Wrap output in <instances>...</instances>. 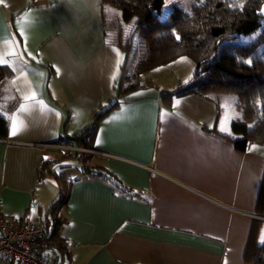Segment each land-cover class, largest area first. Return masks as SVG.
I'll return each instance as SVG.
<instances>
[{
  "label": "crops",
  "instance_id": "1",
  "mask_svg": "<svg viewBox=\"0 0 264 264\" xmlns=\"http://www.w3.org/2000/svg\"><path fill=\"white\" fill-rule=\"evenodd\" d=\"M107 9L102 0L0 3V49L18 40L27 60L26 81L13 85L16 64L3 67L0 81L8 122L0 137V214L12 224H55L64 249L40 248L51 264H245L264 148L235 144L242 135L231 124L241 111L232 94L191 93L165 103L163 94L193 76L162 84L156 66L138 75L148 77L142 86L121 90L142 54L128 63L130 47ZM185 63L191 72L193 62ZM25 82L46 107H33L12 135L17 87ZM43 167L49 173L40 177ZM63 193L66 203L52 213ZM262 235L264 225L257 242Z\"/></svg>",
  "mask_w": 264,
  "mask_h": 264
},
{
  "label": "trees",
  "instance_id": "2",
  "mask_svg": "<svg viewBox=\"0 0 264 264\" xmlns=\"http://www.w3.org/2000/svg\"><path fill=\"white\" fill-rule=\"evenodd\" d=\"M102 2L116 8L121 20L135 19L133 28L142 34L143 55L135 66L133 77L179 57H188L194 64L192 76H204L199 81L190 82L182 88L180 84L175 90L163 94L165 103H169L172 96L191 93L202 96L210 92L234 93L238 98L241 117L232 122L231 129L242 135V138L235 140V144L239 148H244V144L247 147L250 143L264 145V67L260 74L255 64L245 62L247 57H253L252 52L256 47L264 45V25L261 26L264 0H235V3L233 0H202L189 5L187 14H184L182 7L173 6L165 16H161L164 0ZM177 35L180 36L179 40L176 39ZM243 37H247V40L243 41ZM240 38L242 41H238ZM227 40H234L235 44L225 46L218 52V47ZM6 74L8 70L0 67V81ZM132 78L121 90L142 86L139 81H131ZM113 106L115 104L97 114V117ZM7 130V119L0 115V137L5 136ZM47 173L49 170L44 168L39 176L43 177ZM64 195L51 203L49 209L52 213L57 206L66 203ZM255 213L264 216V178L259 188ZM261 225H264V219L251 220L243 252L245 264H264V243L257 242ZM42 245L64 249L55 224L52 234L39 244L38 249Z\"/></svg>",
  "mask_w": 264,
  "mask_h": 264
},
{
  "label": "rangeland",
  "instance_id": "3",
  "mask_svg": "<svg viewBox=\"0 0 264 264\" xmlns=\"http://www.w3.org/2000/svg\"><path fill=\"white\" fill-rule=\"evenodd\" d=\"M200 1H202V0H164L163 12H162L161 16H165V14H167L173 6L182 7L184 14H187L189 12V5L196 4ZM103 4L113 14V15H110V17H108V19H111L110 21L116 20L117 24L121 27V28H119L120 29L119 30V39H121V41H123L127 45V49H129V47H130L129 55H128L129 56L128 57V60H129L128 63L130 61L132 62L133 60L135 61V59L138 58L137 54L143 55L142 52H143V46H144L141 32L139 30L133 28L135 19H130V21H123L120 18V12L116 8L108 5L107 3H103ZM108 9H107V11H108ZM262 25H264V19L261 20V26ZM123 31L126 32L127 35H129L131 37H129V36L125 37L124 36L125 33L123 34ZM121 36H123L124 38ZM250 37H253V35H250ZM244 40H247V37H243V41ZM238 41H242L241 38L238 39ZM232 44H235L234 40L224 41L218 47L217 51L221 52L223 49H225L224 48L225 46H231ZM252 53H253V57L252 58L247 57L245 59V62L248 64H252V63L255 64L256 70L258 71V73L261 74L262 73V67H264V45H260V46L256 47V49ZM182 58H177L175 61H171L167 64L156 67V68H154V71H152V72H156L160 78L163 76L166 78L164 81H162V82L160 81L162 84H169L171 82H176V78H178L184 74L185 76H183V79L181 80V81H183L184 77H186L187 74L189 75V77H191L193 75V70H192L193 69V65H192L193 63L190 65V66H192L190 68L191 72H189V71L187 72L186 71L187 69L185 68V66L183 67L182 65H186L185 62L191 63V60L188 57H182ZM180 60H183V63H179ZM181 67L184 68V70ZM180 68H181V70H180ZM127 69L128 68L126 67V69L123 73L125 76H128L127 74L129 71H127ZM178 71H181V72L177 73ZM149 75H150V77H152L151 73ZM203 76H204L203 74H199V75L193 77L191 79V82L199 81ZM146 78H148V77H147V75L144 74V75L133 77L131 81H145ZM219 93L220 94H232V95H234L236 97L237 104H238V98L234 93L210 92L209 94H219ZM261 146H262V148H264V145H261ZM74 160H77V159H74ZM251 215H253V214H250V216ZM255 215H258V214L255 213ZM258 216H261V215H258ZM251 217L256 218L253 216H251ZM257 219H260V218H257Z\"/></svg>",
  "mask_w": 264,
  "mask_h": 264
},
{
  "label": "built area",
  "instance_id": "4",
  "mask_svg": "<svg viewBox=\"0 0 264 264\" xmlns=\"http://www.w3.org/2000/svg\"><path fill=\"white\" fill-rule=\"evenodd\" d=\"M264 219V216L251 215ZM41 219H23L12 224L0 214V258L5 264H51L38 249L52 229Z\"/></svg>",
  "mask_w": 264,
  "mask_h": 264
},
{
  "label": "snow or ice",
  "instance_id": "5",
  "mask_svg": "<svg viewBox=\"0 0 264 264\" xmlns=\"http://www.w3.org/2000/svg\"><path fill=\"white\" fill-rule=\"evenodd\" d=\"M3 0H0V3H2ZM233 3H235V0H233ZM240 7H243V4L240 5ZM264 11V10H262ZM21 37L25 36V33L23 30H20ZM176 39L179 40L180 36L177 35ZM4 44L6 45L5 49H0V67H9L12 68L14 64L18 65V70L20 71V76L17 80H13V85H17L18 83L22 81H26V73L24 71V65L27 64V60L24 59L23 53L19 52L18 49L20 47V42L12 41V40H5ZM117 51L118 50H115ZM24 52H27V56L31 59H35V56L31 52L27 51V47L25 46ZM16 57V61H12L11 58ZM183 59V58H182ZM119 60H117V65L119 64ZM52 67L56 70L57 75L60 74L61 70L58 66L55 64L52 65ZM115 79V76L112 77ZM17 91L21 92L20 95V103L18 106H16L15 111L11 113L10 116V128H11V134L16 135L19 131L23 130L25 127V118L26 115L30 112V110L33 107H46L44 105V101L39 97L38 92L30 87L28 83L25 82L24 88L21 89L17 87ZM179 103V101H177ZM7 112L6 105L4 103H0V115H4ZM251 127V125H250ZM224 130L223 128L221 129ZM253 149L256 148L255 145L252 146ZM261 242L264 243V235H262Z\"/></svg>",
  "mask_w": 264,
  "mask_h": 264
}]
</instances>
